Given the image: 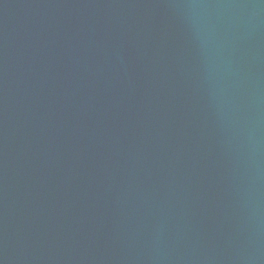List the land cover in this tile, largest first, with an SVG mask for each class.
I'll use <instances>...</instances> for the list:
<instances>
[{
    "label": "water",
    "instance_id": "water-1",
    "mask_svg": "<svg viewBox=\"0 0 264 264\" xmlns=\"http://www.w3.org/2000/svg\"><path fill=\"white\" fill-rule=\"evenodd\" d=\"M0 264H264V0H0Z\"/></svg>",
    "mask_w": 264,
    "mask_h": 264
}]
</instances>
